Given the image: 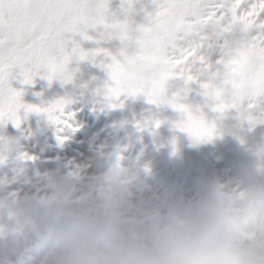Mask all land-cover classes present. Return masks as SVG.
Wrapping results in <instances>:
<instances>
[{
	"label": "clouds",
	"instance_id": "obj_1",
	"mask_svg": "<svg viewBox=\"0 0 264 264\" xmlns=\"http://www.w3.org/2000/svg\"><path fill=\"white\" fill-rule=\"evenodd\" d=\"M116 87L105 84L106 101L93 104L95 114L120 108L122 96L134 95L129 89L116 94ZM77 103L66 94L31 104V111L21 106L14 125L21 128L36 113L55 147L65 148L83 127ZM163 123L153 117L137 120L135 128L155 135ZM128 124L115 121L110 138L79 164L24 172L22 191L9 194L0 181V245L25 253L30 264H264V161L228 177L183 173L170 181L157 166L161 158L183 161L178 138L133 153ZM176 127L194 142L213 135L198 138ZM14 147L12 138L0 135V163ZM18 159L39 157L25 151Z\"/></svg>",
	"mask_w": 264,
	"mask_h": 264
},
{
	"label": "snow or ice",
	"instance_id": "obj_2",
	"mask_svg": "<svg viewBox=\"0 0 264 264\" xmlns=\"http://www.w3.org/2000/svg\"><path fill=\"white\" fill-rule=\"evenodd\" d=\"M151 23L133 29L128 20L109 24V0H0V122H16L17 110L35 106L21 102L11 87L12 70L19 66L24 83H33L40 68L49 81L73 79L67 65L72 54L80 59L89 52L79 44L68 52L65 34L89 27L114 29L129 48L124 59L115 56L106 65L116 94L129 89L146 93L150 103H169L187 113L180 126L196 137L211 136L213 127L202 115L182 102L198 85L217 112L238 109L242 113L264 101V0H154ZM134 0H127V9ZM103 49L92 51L95 58ZM110 55V53H106ZM102 66L103 62H102ZM182 86L166 95L168 82ZM38 110V109H37Z\"/></svg>",
	"mask_w": 264,
	"mask_h": 264
},
{
	"label": "rangeland",
	"instance_id": "obj_3",
	"mask_svg": "<svg viewBox=\"0 0 264 264\" xmlns=\"http://www.w3.org/2000/svg\"><path fill=\"white\" fill-rule=\"evenodd\" d=\"M156 11L154 0H134V8L127 9V0H109L106 12L109 24L128 20L133 29L151 23L149 14ZM86 33L91 39H85L80 32L65 34L66 49L71 52L79 44L89 57L80 59L78 54H72L68 62V69L73 73V80L65 84L59 78L49 81L46 78L47 69L40 68L33 76V83H24L22 69L17 66L12 70L11 87L22 93L20 99L24 105H40L66 94L74 95L78 103L74 107L79 109L78 118L83 123L81 130L65 148L55 147V140L46 128L40 115L30 113L21 128H17L9 120L7 124L0 122V135H6L15 141V147L10 151L6 162L0 163V181H6L9 194L22 191V176L24 172L37 173L47 167L62 163L71 167L81 163L92 151L93 147L110 138L112 124L117 120H127L129 139L132 140L133 153L140 147L147 145L153 149L158 143H167L173 137L178 138L183 153V161L174 163L161 158L158 164L159 176L167 180H175L183 173L190 177L206 175L223 178L231 176L247 164L264 161V101L246 112L229 109L224 113L217 112L210 98L199 91L198 85H192L191 91L183 103L190 106L194 114L203 116L204 121L213 127V135L202 141L194 142L193 138L181 131L176 125L187 120V113L177 110L169 103H150L144 93L122 96L123 106L112 109L100 115L91 109L94 103L106 101L102 89L106 83L112 82L106 67L115 56L124 59L122 49L128 55L137 49L129 48L126 42L115 35L114 29L104 25L89 27ZM96 49H103L95 58L91 53ZM110 53V55H106ZM102 62L103 65L102 66ZM179 77L169 80L166 95L172 96L182 86ZM26 108L20 109L23 116ZM159 118L164 123L157 133L137 132V120ZM31 129L33 134H28ZM123 136L124 133L121 132ZM28 152L39 157L36 161H22L18 159L20 152ZM0 264H30L27 255L20 251L5 248L0 245Z\"/></svg>",
	"mask_w": 264,
	"mask_h": 264
}]
</instances>
